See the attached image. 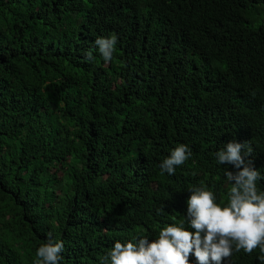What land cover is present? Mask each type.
I'll return each instance as SVG.
<instances>
[{"label": "trees", "instance_id": "1", "mask_svg": "<svg viewBox=\"0 0 264 264\" xmlns=\"http://www.w3.org/2000/svg\"><path fill=\"white\" fill-rule=\"evenodd\" d=\"M232 141L264 191V0H0V264H34L49 238L60 264H102L186 220L194 186L226 204Z\"/></svg>", "mask_w": 264, "mask_h": 264}, {"label": "clouds", "instance_id": "2", "mask_svg": "<svg viewBox=\"0 0 264 264\" xmlns=\"http://www.w3.org/2000/svg\"><path fill=\"white\" fill-rule=\"evenodd\" d=\"M116 43L115 35L95 40L106 62L112 60ZM86 57L92 59L91 51ZM251 155L249 143L235 141L215 153L220 165L230 164L236 169L225 171L230 184L226 204L217 203L215 193L203 184L194 186L189 189L186 220L165 225L151 242L148 238L124 243L117 240L102 264H190L191 256L196 264H224L234 250L251 254L256 248L264 264V191L257 188L261 173L251 160H245ZM190 156L188 146H176L161 162L162 173L174 175ZM186 222L194 231L188 230ZM63 248V242L49 238L37 249L34 264H60Z\"/></svg>", "mask_w": 264, "mask_h": 264}]
</instances>
